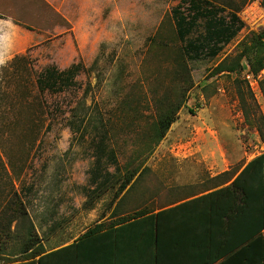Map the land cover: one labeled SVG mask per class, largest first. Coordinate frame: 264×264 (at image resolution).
Wrapping results in <instances>:
<instances>
[{
  "label": "rangeland",
  "instance_id": "obj_1",
  "mask_svg": "<svg viewBox=\"0 0 264 264\" xmlns=\"http://www.w3.org/2000/svg\"><path fill=\"white\" fill-rule=\"evenodd\" d=\"M64 6V32L42 35L16 55L26 56L16 65V56L0 64V220L24 206L25 224L55 243L110 213L120 184L84 207L98 181L139 164L149 167L126 200L131 207L157 188L201 183L264 152V69L254 75L244 59L237 72L215 74L241 42L264 32V0L214 1L218 17L230 21L237 11V25L243 24L216 56L199 60L184 54L175 15L211 7L203 1L68 0ZM198 24L188 40L205 36L206 19ZM79 62L84 68L75 86L38 88L37 77L48 66L63 70ZM180 103L157 142L159 117ZM1 235L0 264L9 256L21 259L23 220Z\"/></svg>",
  "mask_w": 264,
  "mask_h": 264
},
{
  "label": "trees",
  "instance_id": "obj_2",
  "mask_svg": "<svg viewBox=\"0 0 264 264\" xmlns=\"http://www.w3.org/2000/svg\"><path fill=\"white\" fill-rule=\"evenodd\" d=\"M193 1H203L211 7H197L194 13L175 15L177 35L186 42L183 52L192 60H199L207 54L216 56L222 46L237 35L243 23L237 25L240 21L237 11L230 21L218 17L220 8L213 6L216 0ZM202 18L206 19L205 36L188 40ZM263 39L264 32L241 42L238 54L231 62H221L215 74L237 72L242 68L244 59L250 64L253 74H259L264 69ZM25 58L16 56L11 65ZM83 68L81 62L63 70L55 65L48 66L37 77V86L41 91L62 92L77 84L76 78ZM181 104L171 106L159 117L155 127L157 142L170 130ZM101 154L105 155V152ZM108 156L116 162L112 150ZM147 170L149 167L142 168L139 164L125 173L98 181L94 194L84 207L92 208L110 188L120 184L108 205L111 219L96 222L75 242L51 253H47L44 239L37 235L33 224L30 221L25 224L28 213L24 206L20 205L15 211L19 215L3 216L0 236L17 219L23 220L26 229L21 255H16L22 256L21 259L12 261L9 256L3 264H44L46 258L58 255L64 249L77 247L79 241L104 230H107L106 234L116 235L117 247L123 234L130 235V252L133 257L139 258L138 264H264V152L235 171L226 170L207 178L201 186L189 188L184 191L181 202L157 212L145 204L126 205L129 194L146 180L143 177ZM148 192L151 193V188H148ZM0 246V252L5 251L3 242Z\"/></svg>",
  "mask_w": 264,
  "mask_h": 264
},
{
  "label": "crops",
  "instance_id": "obj_3",
  "mask_svg": "<svg viewBox=\"0 0 264 264\" xmlns=\"http://www.w3.org/2000/svg\"><path fill=\"white\" fill-rule=\"evenodd\" d=\"M67 2L68 0H0V64L26 53L33 44L41 41L42 35L52 34L54 31L64 32L62 28H67L69 19L64 6ZM203 182L158 190L142 204L149 205L157 212L181 202L184 191ZM110 219L111 211L97 222ZM88 228L72 238L61 237L55 243L51 238L44 240L47 253L69 246ZM106 231L90 235L79 241L77 247L64 249L58 255L46 258L44 264H138L139 258L133 257L130 252V235L123 234L119 239H122L119 241L121 244L117 247L116 235L106 234Z\"/></svg>",
  "mask_w": 264,
  "mask_h": 264
}]
</instances>
